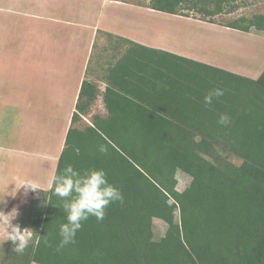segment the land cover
<instances>
[{"label": "trees", "instance_id": "obj_1", "mask_svg": "<svg viewBox=\"0 0 264 264\" xmlns=\"http://www.w3.org/2000/svg\"><path fill=\"white\" fill-rule=\"evenodd\" d=\"M140 4L188 18L197 13L204 19H196L242 32L264 31V15L216 22L229 0ZM144 50L141 81L154 94L111 85L103 95L106 115L94 114L92 125L79 127L97 97L95 84L84 80L54 173L68 164L82 173L102 168L123 200L111 203L102 220L90 216L75 242L57 251L65 201L53 187L34 191L15 223L42 239L19 255L3 243L0 264H264V70L251 79ZM215 88L224 95L205 106L204 96ZM220 114L230 124H219ZM229 153L239 163L226 158ZM176 170L192 180L183 191L176 188ZM153 219L167 224L159 240Z\"/></svg>", "mask_w": 264, "mask_h": 264}, {"label": "crops", "instance_id": "obj_2", "mask_svg": "<svg viewBox=\"0 0 264 264\" xmlns=\"http://www.w3.org/2000/svg\"><path fill=\"white\" fill-rule=\"evenodd\" d=\"M175 19L239 31L128 0H0V77L15 82L7 88L12 131L2 137L10 143H0V192L4 183L10 187L0 210L26 181H36L40 190L50 189L84 80L95 84L97 97L79 124L92 125L94 114L106 115L103 95L111 85L138 96L154 94L141 81L144 49L166 51L251 79L264 70L263 65L256 72H241L219 64L221 60L166 47L164 23ZM240 32L264 40V31Z\"/></svg>", "mask_w": 264, "mask_h": 264}, {"label": "rangeland", "instance_id": "obj_3", "mask_svg": "<svg viewBox=\"0 0 264 264\" xmlns=\"http://www.w3.org/2000/svg\"><path fill=\"white\" fill-rule=\"evenodd\" d=\"M131 2H144V0H128ZM229 5L223 7V13L216 16V22L219 24H228L232 20L244 16L251 18L255 15H264V0H229ZM234 6L233 12L227 13L230 6ZM213 4H209V8H213ZM191 19L203 18V15L197 13L190 14ZM195 17V18H194ZM187 19H175L165 22L164 35L167 36L163 40L166 47L179 49L182 52L195 53L196 56H208L209 58L221 60L219 63L233 67L238 71H259L264 65V40L261 38H254L246 36L240 31H230L226 29L213 28L208 25H200ZM205 22V21H203ZM208 23V22H207ZM253 33H259L255 29H251ZM217 68H221L217 66ZM222 69V68H221ZM223 70H226L223 68ZM230 72L229 70H226ZM8 78L0 77V89L4 93H0V143L8 145L10 142L4 137L9 135L12 131V110L11 100H8L10 93L8 87H14ZM84 124V123H83ZM83 124H79L82 127ZM77 126V125H76ZM226 158L239 163V159L233 154H227ZM46 176V174H43ZM174 177L177 180V190L183 191L190 186L191 178L180 170H176ZM10 189L9 185L4 183L3 190L0 192V201L7 200V193ZM34 191L21 188L13 200L4 206L5 213L10 212L14 207L18 210L27 206L29 201L33 198ZM4 205V203H3ZM178 219V213H175ZM15 223V221H13ZM167 224L160 219L152 220V230L155 240H159L165 233ZM3 243H0V247Z\"/></svg>", "mask_w": 264, "mask_h": 264}, {"label": "clouds", "instance_id": "obj_4", "mask_svg": "<svg viewBox=\"0 0 264 264\" xmlns=\"http://www.w3.org/2000/svg\"><path fill=\"white\" fill-rule=\"evenodd\" d=\"M223 95V89L215 88L204 96L203 103L205 106H211L214 100ZM218 123L227 126L230 124V117L227 114H220ZM98 151L106 153L107 148L105 145H100ZM49 186L53 187L55 195L65 201L63 208L66 213V222L59 228L60 243L57 251L75 242L77 232L90 216L102 220L105 209L111 203L123 200L122 192L109 183L107 173L102 168L82 173L68 164L60 174L50 179ZM23 188L36 191L40 190V185L36 181H26ZM18 216L19 212L15 207L7 213L0 210V243L11 242L12 250L17 255L22 254L30 243L39 244L42 239L31 228H21L19 223H13ZM43 239L47 243L46 236ZM32 264L36 262L32 261Z\"/></svg>", "mask_w": 264, "mask_h": 264}]
</instances>
